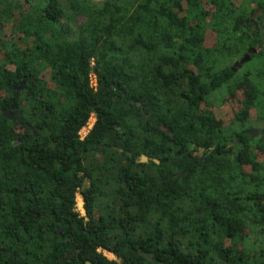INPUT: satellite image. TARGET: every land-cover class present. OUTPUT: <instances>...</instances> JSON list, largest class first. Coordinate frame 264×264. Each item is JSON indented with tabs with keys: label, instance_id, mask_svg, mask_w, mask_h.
Segmentation results:
<instances>
[{
	"label": "trees",
	"instance_id": "1",
	"mask_svg": "<svg viewBox=\"0 0 264 264\" xmlns=\"http://www.w3.org/2000/svg\"><path fill=\"white\" fill-rule=\"evenodd\" d=\"M263 17L0 0V264H264V46L234 67Z\"/></svg>",
	"mask_w": 264,
	"mask_h": 264
},
{
	"label": "flooded vegetation",
	"instance_id": "2",
	"mask_svg": "<svg viewBox=\"0 0 264 264\" xmlns=\"http://www.w3.org/2000/svg\"><path fill=\"white\" fill-rule=\"evenodd\" d=\"M253 29L252 31L255 33V39H256V42H259V44H256L254 47H248L247 50L245 51V53H243L242 57L236 61L234 63V67H238L240 68L241 67V64L245 61H248L250 60V54H253V53H257L259 51H261L263 49V46H264V17L261 18V19H258L256 18L255 21L253 22ZM45 108V106H44ZM42 109L41 110V114L46 118H47V115H46V109ZM40 110L38 109H33V114H37ZM12 119L14 118L12 115H11ZM89 118L91 119L90 122H92V125H91V128L89 130L85 129L81 134H79L80 130L78 131V138L80 141H83L85 139V137L89 134V132L91 131V129L93 128V125L95 123V120H96V117L94 115V113H91V115L89 116ZM118 128V126H117ZM31 131L33 132L34 136H37L38 133L34 131L33 128H30ZM257 131V132H255ZM252 136H258V135H264V130H260V129H253V130H250L249 132ZM46 143L48 145H50L51 141H50V137L49 139L46 141ZM199 152L201 153L202 151L199 150ZM114 260H115V257H114Z\"/></svg>",
	"mask_w": 264,
	"mask_h": 264
},
{
	"label": "built area",
	"instance_id": "3",
	"mask_svg": "<svg viewBox=\"0 0 264 264\" xmlns=\"http://www.w3.org/2000/svg\"><path fill=\"white\" fill-rule=\"evenodd\" d=\"M90 85L93 88H95V86H96L95 78L93 76L90 77ZM90 121H91V119L89 118L88 121L86 122V124L81 128L79 134H81L85 129L89 130L91 128L92 122H90ZM78 202L80 203V206L78 207V210L80 211L81 215H84L83 202H82L81 198H79Z\"/></svg>",
	"mask_w": 264,
	"mask_h": 264
},
{
	"label": "water",
	"instance_id": "4",
	"mask_svg": "<svg viewBox=\"0 0 264 264\" xmlns=\"http://www.w3.org/2000/svg\"><path fill=\"white\" fill-rule=\"evenodd\" d=\"M15 90H21L23 88V84L21 83L20 85L18 86H14L13 87ZM1 114L7 118L8 120H12V117H11V112L10 111H2ZM257 132V131H255ZM264 137V135H263ZM142 161L143 162H146L147 161V158L145 156L142 157Z\"/></svg>",
	"mask_w": 264,
	"mask_h": 264
},
{
	"label": "rangeland",
	"instance_id": "5",
	"mask_svg": "<svg viewBox=\"0 0 264 264\" xmlns=\"http://www.w3.org/2000/svg\"><path fill=\"white\" fill-rule=\"evenodd\" d=\"M76 205V204H75ZM80 206V203L78 202L76 207L78 208ZM104 256L107 257L108 259L114 260V256L112 254H109L107 252H103Z\"/></svg>",
	"mask_w": 264,
	"mask_h": 264
},
{
	"label": "clouds",
	"instance_id": "6",
	"mask_svg": "<svg viewBox=\"0 0 264 264\" xmlns=\"http://www.w3.org/2000/svg\"><path fill=\"white\" fill-rule=\"evenodd\" d=\"M79 198H81V196L79 195V193H77L76 194V197H75V202H76V205H77V203H78V201H79ZM82 200V199H81ZM76 205H75V211L76 212H78L79 214H80V211L78 210V208L76 207ZM77 209V210H76ZM83 211H84V209H83ZM81 215V214H80ZM81 216H84V215H81Z\"/></svg>",
	"mask_w": 264,
	"mask_h": 264
}]
</instances>
